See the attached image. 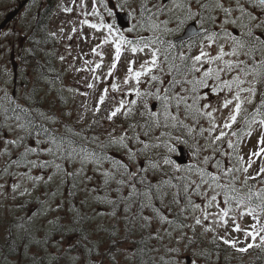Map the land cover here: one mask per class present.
I'll use <instances>...</instances> for the list:
<instances>
[{"label": "snow or ice", "instance_id": "obj_1", "mask_svg": "<svg viewBox=\"0 0 264 264\" xmlns=\"http://www.w3.org/2000/svg\"><path fill=\"white\" fill-rule=\"evenodd\" d=\"M72 4L61 8L65 13L79 9L83 17L73 34L83 26L104 33L91 49L99 60H84L76 69L92 74L87 89L101 79L96 73L105 45L114 49L108 78L124 50L133 56L147 50L150 59L138 67L136 60L128 61L122 85L113 79L102 89L92 122L80 131L39 108L36 88L16 96L3 79L0 198H33L17 208L33 200L38 205L31 215L17 218L21 222L14 226L23 235L10 240L12 232L5 229L9 250L17 251V241L23 242L28 264H59L62 258L69 264H219L222 245L241 256L264 252V0H91L90 11L87 0ZM118 12L136 20L128 32L138 25L153 35L128 39L116 25ZM8 75L5 67L3 76ZM110 90L119 96L113 95L105 109L108 126L84 135L100 124L98 114ZM81 107L89 111L86 102ZM83 120L84 115L78 117ZM254 133V147L242 154L245 138L250 141ZM181 153H190V162ZM96 176L98 185L92 183ZM53 184L55 190L48 191ZM65 186L71 215L45 219L50 228L37 239L34 232L41 229L34 218L64 208L63 199L48 200L54 202L58 193L63 197ZM41 188L45 199L33 197ZM80 193L77 207L71 201ZM89 207L90 213L82 211ZM245 217L250 223H243ZM105 218L116 223H96ZM56 234L61 241L73 234L77 239L57 255L49 251ZM105 234L107 240L101 238ZM54 246L60 253L61 242ZM77 248L83 255H71Z\"/></svg>", "mask_w": 264, "mask_h": 264}, {"label": "rangeland", "instance_id": "obj_2", "mask_svg": "<svg viewBox=\"0 0 264 264\" xmlns=\"http://www.w3.org/2000/svg\"><path fill=\"white\" fill-rule=\"evenodd\" d=\"M12 0H0V16L4 12V9L6 8L7 4H9ZM15 1V0H14ZM38 1V0H37ZM56 8L54 10V13L49 21V30L52 33H56L55 38L57 40V46L55 50V56H56V63H55V78L48 79L45 78L44 80H38V82H35V76L33 70L26 71V65L21 63L18 66V72L16 77V84H13L14 80V74L12 72V66L10 63V41L16 40L17 42L22 38L26 37V39L30 35V30H25L26 25H29L30 19L28 18V14L30 11H34V6H30L25 8L17 17L16 14H14L11 18L10 24L2 30L0 34V87H3V79H8L9 83L7 87L10 91L14 93L16 96H21L25 93H30L33 88H36L38 95L36 98H38L43 105H46L48 108L52 109V112L57 117L63 119L65 123L72 126L75 130L80 131L81 129H86V126L92 122L93 119V113L92 109H94L96 102L98 100V97L104 87H108L110 83L115 80V82L120 83L122 85L123 76L126 72L127 63L129 60H136L135 67H138L140 63L143 62L145 59H150V54L147 53V50H145L144 53H137L135 56L132 55V53L128 50H124L122 52L121 61L119 62L117 66V70L114 72V75L112 78H108L106 76V73L108 71V67L112 62V56L114 54V49L111 45H105L102 51L104 52V60H103V66L101 69H99L96 73V75L100 76V81L96 82V87L93 90H89L86 88V83L92 82V74L90 72H78L76 69L83 67L84 60H92L93 62L98 61L99 57H95L92 55L91 49L95 47L96 44L100 43V40L102 38L103 32H95V30L88 28L87 26H83L82 32L77 31L75 34L72 33V27L76 26L78 29L81 27L79 25V19H82L83 17L78 16L79 9L74 8V11L72 13H65L62 11L61 5L64 7H74L72 4V0H56ZM88 3V10L91 9V0H87ZM88 19L95 22V18L88 17ZM110 19L111 18H107ZM32 24V22H31ZM30 24V25H31ZM133 24H136V20L130 18V26ZM14 28V30L12 29ZM63 28L64 31L61 32L60 29ZM124 32V35L134 42L139 39L141 36L145 37H151L153 34L151 32L147 31H141L139 30V26L137 25V31L128 32L127 29H122ZM4 33H9V35L4 36ZM72 35V39L69 40L68 36ZM15 54L19 51V45L16 44L14 47ZM24 56V55H23ZM63 56L65 59L61 61L59 58ZM25 57V56H24ZM18 62V60H17ZM20 63V61H19ZM7 68L9 71V75L7 77L3 76V69ZM26 84L28 86H26ZM50 86L49 90L46 92L45 87ZM144 87V85H141ZM60 88L61 91L58 92V95L55 93V91ZM78 89L80 92H88L89 95L87 97L80 96L74 92H69L68 89ZM119 96V93H111L109 94V98L106 99L105 103L101 105V111L98 114L100 118V124H97L94 128V130L89 131L85 130L84 135L91 136L96 135L102 131H104V128L107 127V121L104 120V117L107 115L105 109L108 108L113 104L112 96ZM53 98L54 101L50 100L48 103V99ZM22 103L24 101H21ZM86 102L89 107V111L87 113L84 112V109L81 107L82 103ZM47 103V104H46ZM43 109V108H42ZM71 112V117L64 116V113ZM84 115V120L82 122L78 121V117ZM224 115H227V110H225ZM49 127H53V125H49ZM60 131L63 132V127L60 128ZM104 137L102 136L101 139ZM257 139V134L254 133L251 140L246 137L245 138V144L246 146L242 147V154L247 153L248 150L252 147H254ZM90 147H94L93 145H89ZM190 153L187 155V160L184 162H190L189 161ZM89 174L92 173L89 171ZM94 185H98L100 183V177L96 176L94 177V180L92 182ZM55 184L49 186L48 191L55 190ZM67 187L65 186L64 192L65 195L61 197L59 193L57 194V197L55 201L53 202L51 199L48 200V203H59L61 199L65 201L64 208L59 212H52L49 213L47 218H43L40 216L35 217V223L38 228L41 229L39 232H34V235L37 239H40L44 235V231L50 228V226L45 224V219H51L55 216L60 217H66L71 215V213L68 212V200L67 197ZM45 191L44 188L39 189L36 193L33 194V197L40 196L41 199H45V197L42 195V193ZM83 197V194L80 193L75 199H73L71 202L74 203L77 207H79V200ZM33 199L25 197L23 199H17L16 201H12L11 199L3 200V198H0V205H3L0 207V238L5 234V229L10 228V230L16 235L20 234L23 235V231L20 229H17L14 224L20 223L21 221L17 218L19 217H26L28 215H31L33 212L38 210V205L34 202L28 204L25 208H17L14 207V205H19L23 203L25 200ZM35 205V206H33ZM44 208H47V203L44 205ZM82 211L91 212V207L87 209H82ZM63 223H66L65 220H61ZM96 223H102L107 227H110L113 223H116V221L110 220V219H103V220H97ZM244 224L250 223V218L245 217ZM120 228L121 233H123V223L120 222ZM221 235H223V231L220 232ZM49 235H51V232H49ZM138 237L135 236V238ZM93 240L97 239V237L92 236ZM104 240H107L108 237L106 234L101 237ZM76 239V236L73 234L69 238L61 241V237L59 234L52 235V239L49 241V251L56 253L55 244L60 241L61 242V250L63 252L64 248L67 247V245L71 242H73ZM240 239H243V236L240 235ZM1 241V239H0ZM26 241V240H25ZM23 244V243H22ZM34 251V248H33ZM83 249L77 248V250L72 251L71 255L75 256L77 254L83 255ZM230 254L233 252L232 256H224L220 253V261L219 264H248V254H244L241 256L240 254L235 253L232 249L229 248ZM77 253V254H76ZM264 253V252H262ZM20 257V256H19ZM19 257H11L5 260L4 258L0 257V264H9L10 261H15ZM21 264V261H20ZM69 264V261L67 260V263Z\"/></svg>", "mask_w": 264, "mask_h": 264}, {"label": "flooded vegetation", "instance_id": "obj_3", "mask_svg": "<svg viewBox=\"0 0 264 264\" xmlns=\"http://www.w3.org/2000/svg\"><path fill=\"white\" fill-rule=\"evenodd\" d=\"M24 3L22 5V7L19 8L18 13L16 14V17L27 7H30L31 5H33V0H23ZM21 1L20 0H12L9 4H7L6 8L4 9V12L1 14L2 16H0V19L3 18V16L8 13L9 11H12L14 8H16L19 3ZM53 4H57L54 2H51V0H38L37 1V6L34 8V11H30L28 14V18L30 19L31 22L34 21L33 26L30 30V35L29 37L26 39V37H22L18 42L16 40H11L10 41V61H12V65H13V61L16 63H14L16 65L17 68V64L20 62H28L30 59H35L36 57H41L43 60L46 59L48 61L51 60V52H52V48L53 45L51 44V41L49 42L44 34H40L39 32H37L35 29H38L40 27V17L41 14H43V12L49 8H51L53 6ZM43 8V9H42ZM40 9H42L40 11ZM10 24V23H9ZM28 28H30V24L29 26L26 25L25 30H28ZM14 30V28H12ZM49 29V28H48ZM48 38L51 39L53 36H50L49 33L47 34ZM18 44L19 45V51L18 54L14 51V47L15 45ZM25 57H24V56ZM18 60V62H17Z\"/></svg>", "mask_w": 264, "mask_h": 264}, {"label": "trees", "instance_id": "obj_4", "mask_svg": "<svg viewBox=\"0 0 264 264\" xmlns=\"http://www.w3.org/2000/svg\"><path fill=\"white\" fill-rule=\"evenodd\" d=\"M43 18H46V15L45 14H44ZM161 59H162V57H161ZM38 63H39L38 61H35V59H33L32 65L35 66V68H37V69H39V66H40V64H38ZM80 143H82V141H80ZM33 206H35V205H33ZM61 223H63V222L61 221ZM77 227H79V226L77 225ZM74 235L76 236V239H77V234H74ZM16 236H17V234L15 235L12 232V236L9 239L10 240L16 239ZM69 237L70 236H68V238ZM0 239H1V241H0V257H2V258H4V257L11 258L13 256H15V257L16 256L17 257L20 256L19 259H21L20 260L21 261V264H28V260L25 259L23 257V254H22L23 253V244H22L23 242H21V241L18 240L17 241V244L20 245V247L18 248L17 251L12 252V251L9 250V248L5 244V234ZM136 239H138V237H136ZM24 242H27V241H24ZM73 242H71V243H73ZM208 247H212V245L211 244H208ZM75 250H77V249H75ZM75 250H74V252H75ZM61 253H63L62 250H61L60 253H55V254L60 255ZM220 253L222 255H224V256H226V255L232 256V254H233V252L230 254L229 248H227V247H225L223 245L221 246ZM16 260H18V259H16ZM67 260H68L67 258H62L59 261V264H65V263H67ZM247 263L248 264H264V253L262 254V252L259 251V250H250V252L248 253Z\"/></svg>", "mask_w": 264, "mask_h": 264}, {"label": "water", "instance_id": "obj_5", "mask_svg": "<svg viewBox=\"0 0 264 264\" xmlns=\"http://www.w3.org/2000/svg\"><path fill=\"white\" fill-rule=\"evenodd\" d=\"M15 11L14 12H11L7 15V17L4 19V21L1 23L0 27H2L6 22H8L12 16L14 15ZM117 23H118V26L120 28H126L128 27L129 25V17L127 15H125L124 13H118L117 14ZM181 158L183 161L186 160V157H187V153H181Z\"/></svg>", "mask_w": 264, "mask_h": 264}]
</instances>
